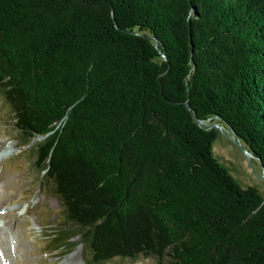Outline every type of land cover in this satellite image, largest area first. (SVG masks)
<instances>
[{
  "label": "trees",
  "instance_id": "obj_1",
  "mask_svg": "<svg viewBox=\"0 0 264 264\" xmlns=\"http://www.w3.org/2000/svg\"><path fill=\"white\" fill-rule=\"evenodd\" d=\"M0 94L77 226L52 247L264 264V197L196 120L264 168V0H0Z\"/></svg>",
  "mask_w": 264,
  "mask_h": 264
},
{
  "label": "rangeland",
  "instance_id": "obj_2",
  "mask_svg": "<svg viewBox=\"0 0 264 264\" xmlns=\"http://www.w3.org/2000/svg\"><path fill=\"white\" fill-rule=\"evenodd\" d=\"M9 107L0 94V239L7 242L12 264H85L86 251L80 235L71 238L75 242L73 249L52 247L59 233L67 228L77 231V226L66 220L64 206L44 188L30 150L34 139L21 145ZM206 122L221 126L214 127L218 131L214 155L242 186H255L264 197V168L260 160L244 153L225 123L217 118ZM7 216L11 226L5 224ZM105 264H170V259L140 256L132 261L115 257Z\"/></svg>",
  "mask_w": 264,
  "mask_h": 264
},
{
  "label": "bare ground",
  "instance_id": "obj_3",
  "mask_svg": "<svg viewBox=\"0 0 264 264\" xmlns=\"http://www.w3.org/2000/svg\"><path fill=\"white\" fill-rule=\"evenodd\" d=\"M2 217H4V216L2 215ZM11 222H12L11 219L8 217V219H7L6 223H5L6 226H9L11 224ZM6 244H7V242H5L4 238L2 237V239H0V251H1L2 259H5V260H4V262H0V264H10V263L12 264V260H11L12 258L10 259L11 255L9 256V253H8L9 249L7 250L8 246L6 247ZM20 262H22V260H20Z\"/></svg>",
  "mask_w": 264,
  "mask_h": 264
},
{
  "label": "water",
  "instance_id": "obj_4",
  "mask_svg": "<svg viewBox=\"0 0 264 264\" xmlns=\"http://www.w3.org/2000/svg\"><path fill=\"white\" fill-rule=\"evenodd\" d=\"M188 107H189V105H188ZM196 120L198 121V123H200V124H202V126H207L208 128H214V127H221L219 124H217V123H215V124H208L206 121H202V120H200V119H198L197 117H196ZM231 132H232V134H233V139L235 140V141H238L239 142V145H240V147L242 148V150L244 151V153L245 154H247V155H249V156H255L249 149H247L246 148V146H244L241 142H240V138L237 136V134L234 132V131H232L231 130ZM259 159V158H258ZM260 160V159H259ZM261 162V161H260ZM261 164H262V162H261ZM262 177H264V174L262 175Z\"/></svg>",
  "mask_w": 264,
  "mask_h": 264
}]
</instances>
